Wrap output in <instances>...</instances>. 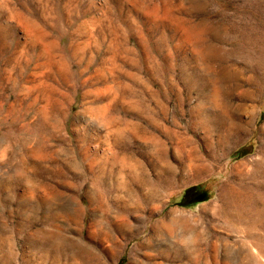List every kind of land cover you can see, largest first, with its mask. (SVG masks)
<instances>
[{
    "label": "rangeland",
    "instance_id": "1",
    "mask_svg": "<svg viewBox=\"0 0 264 264\" xmlns=\"http://www.w3.org/2000/svg\"><path fill=\"white\" fill-rule=\"evenodd\" d=\"M0 264H264V0H0Z\"/></svg>",
    "mask_w": 264,
    "mask_h": 264
},
{
    "label": "bare ground",
    "instance_id": "2",
    "mask_svg": "<svg viewBox=\"0 0 264 264\" xmlns=\"http://www.w3.org/2000/svg\"><path fill=\"white\" fill-rule=\"evenodd\" d=\"M50 7V6H49ZM55 10V9H54ZM42 12V11H41ZM53 13V12H52ZM170 227V226H169Z\"/></svg>",
    "mask_w": 264,
    "mask_h": 264
}]
</instances>
